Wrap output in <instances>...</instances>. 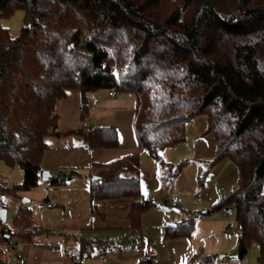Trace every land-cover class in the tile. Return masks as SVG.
I'll return each mask as SVG.
<instances>
[{
	"label": "trees",
	"instance_id": "trees-1",
	"mask_svg": "<svg viewBox=\"0 0 264 264\" xmlns=\"http://www.w3.org/2000/svg\"><path fill=\"white\" fill-rule=\"evenodd\" d=\"M18 10L26 24L18 37L0 25V161L21 167L24 181L0 182V208L7 209L4 193L19 198L42 180L46 139L67 91L132 93L138 147L172 180L189 161L170 163L165 152L187 141L195 118L208 117L205 134L217 152L201 163L198 187L224 160L235 165L237 185L214 210L235 203L239 255L256 243L264 264V0H0V20ZM84 138L91 150L118 147L114 128H93ZM90 170L92 217L108 216L101 202H128L129 233L138 230L151 205L140 201V156ZM64 182L58 175L46 183ZM194 222L164 227V236L189 237ZM48 231L25 205L11 229L0 224L2 239L27 244ZM101 246L82 242L81 252Z\"/></svg>",
	"mask_w": 264,
	"mask_h": 264
},
{
	"label": "crops",
	"instance_id": "crops-1",
	"mask_svg": "<svg viewBox=\"0 0 264 264\" xmlns=\"http://www.w3.org/2000/svg\"><path fill=\"white\" fill-rule=\"evenodd\" d=\"M84 103L88 105L86 109ZM136 106L137 98L132 93L67 91L57 105L58 128L46 139L48 150L43 170L52 177L59 175L65 181L70 175L75 178L80 175V170H87L89 200L91 164L107 165L129 155H139L140 201L151 202L150 209L141 217L140 228L129 233V221L126 220L128 202L99 203L100 210L108 214L101 219L92 217L89 200V219L84 224L71 228L44 227L49 231L36 235L30 244L0 237V253L4 258L21 264H146L144 259L150 253L152 264H187L191 257L196 256L195 263L198 261L199 264L207 258L210 259L208 264H260V247L256 243L250 246L245 257H240L239 237L228 229L231 223H235V214L225 217L224 209L214 210L237 185L235 165L224 160L211 169L204 187H198L201 163L213 159L217 152L214 136L205 134L208 117L201 115L195 118L189 125L187 141L165 152L164 156L170 163L189 161L178 178L172 180L163 177L158 163L138 147L133 129ZM89 128L116 129L118 147L89 149L84 138V132ZM60 186L52 188L57 190ZM174 197L182 199L178 207L168 204ZM16 205L19 209L22 207L18 201ZM71 209V220L82 222L80 217H84L73 215L76 208ZM205 210L207 214H200ZM193 216L194 229L189 237L168 239L164 236V227L176 226ZM113 219L114 223L111 222ZM102 230H114L116 238L103 242L105 240L97 237ZM117 231L121 232L120 241L117 240ZM84 232L89 236L85 237ZM89 241L102 243L101 248L90 255L81 252V243Z\"/></svg>",
	"mask_w": 264,
	"mask_h": 264
},
{
	"label": "rangeland",
	"instance_id": "rangeland-1",
	"mask_svg": "<svg viewBox=\"0 0 264 264\" xmlns=\"http://www.w3.org/2000/svg\"><path fill=\"white\" fill-rule=\"evenodd\" d=\"M25 14L23 11L18 10L12 16L6 17L0 20V25L9 31L12 38H16L20 35L23 27H25ZM80 175L73 179H66L65 184L60 186L57 190L46 186V182L40 181L38 186L31 190L20 192L19 198L4 193V202L7 209V228H12L13 217L18 211L16 202L18 201L19 207L24 205V202L28 208L32 210L34 221L37 225L45 228H61L72 227L73 225L84 224L89 219V200H88V188H89V176L87 170H80ZM24 181V172L19 166L11 167L5 162L0 161V182L6 184L9 188L17 184H21ZM264 190V189H263ZM48 198V200H47ZM18 199V200H16ZM43 204L45 208L38 210L37 205ZM71 208L73 215H81L84 218L81 221H72ZM114 214V213H113ZM235 212L232 211L231 217ZM100 222V221H99ZM114 223V219L111 221ZM101 223V222H100ZM117 240L120 241L118 232ZM45 234V232H41ZM83 235L89 236L84 232ZM97 236L105 240L103 242L114 240V230L112 231H99Z\"/></svg>",
	"mask_w": 264,
	"mask_h": 264
},
{
	"label": "built area",
	"instance_id": "built-area-1",
	"mask_svg": "<svg viewBox=\"0 0 264 264\" xmlns=\"http://www.w3.org/2000/svg\"><path fill=\"white\" fill-rule=\"evenodd\" d=\"M86 107H88V105L86 104L85 105ZM93 130V128H89L87 129V132H91ZM48 187H51L50 183H46ZM168 204L172 207H178L179 205L182 204V199L180 197H174L172 198ZM45 206L43 204H39L38 205V209H43ZM235 209V203H232L231 206L227 207L224 209V216L225 217H228L232 214V211ZM228 229L230 231H233L235 232L237 235H239V229L237 228L236 224L235 223H231L228 227ZM144 262L146 264H152V254H147L145 259H144ZM0 264H21L20 262L18 261H12V260H9V259H6L4 258L1 253H0ZM195 264H199V262L197 261Z\"/></svg>",
	"mask_w": 264,
	"mask_h": 264
},
{
	"label": "water",
	"instance_id": "water-1",
	"mask_svg": "<svg viewBox=\"0 0 264 264\" xmlns=\"http://www.w3.org/2000/svg\"><path fill=\"white\" fill-rule=\"evenodd\" d=\"M74 177V175L72 174V175H70L69 176V180L70 179H72ZM53 177H52V175L49 173V172H44L43 174H42V181H44V182H47V181H49V180H51ZM98 179V177H94L93 178V180H97ZM27 202H29L28 200H26L24 203H27ZM7 209L6 208H0V224L1 225H5L6 223H7ZM200 214H207V211L205 210V211H202Z\"/></svg>",
	"mask_w": 264,
	"mask_h": 264
}]
</instances>
